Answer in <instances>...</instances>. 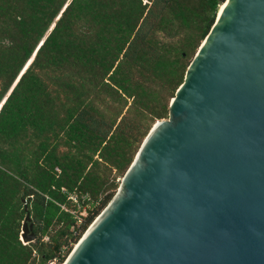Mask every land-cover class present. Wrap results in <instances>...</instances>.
<instances>
[{
	"label": "trees",
	"instance_id": "16d2710c",
	"mask_svg": "<svg viewBox=\"0 0 264 264\" xmlns=\"http://www.w3.org/2000/svg\"><path fill=\"white\" fill-rule=\"evenodd\" d=\"M218 12V0H0V264L65 261L168 118Z\"/></svg>",
	"mask_w": 264,
	"mask_h": 264
},
{
	"label": "water",
	"instance_id": "95a60500",
	"mask_svg": "<svg viewBox=\"0 0 264 264\" xmlns=\"http://www.w3.org/2000/svg\"><path fill=\"white\" fill-rule=\"evenodd\" d=\"M218 7L168 118L63 264H264V0Z\"/></svg>",
	"mask_w": 264,
	"mask_h": 264
},
{
	"label": "rangeland",
	"instance_id": "374dc122",
	"mask_svg": "<svg viewBox=\"0 0 264 264\" xmlns=\"http://www.w3.org/2000/svg\"><path fill=\"white\" fill-rule=\"evenodd\" d=\"M122 178H123V177H122ZM122 178H119V179H118V181H119L120 183H121ZM117 190H118V189H117ZM117 190H116V192H117ZM116 192H115V193H116ZM96 207H97V206H95V205H94V206H89V205L86 206V209L83 210V211L81 212L82 214H81V216H80V218H81L80 220L82 221V218H83V217H87L89 214L94 213L95 210L97 209ZM104 209H105V208H104ZM104 209H103V210H104ZM103 210H101L100 213H101ZM100 213H99V214H100ZM96 218H97V216H96ZM96 218H95V219H96ZM95 219H94V220H95ZM85 232H86V231H85ZM85 232H84V233H85ZM84 233L82 234V236L84 235ZM82 236H81V237H82ZM79 240H80V239H79ZM79 240H78V241H79ZM78 241H77V242H78ZM77 242H76V243H73V246H72L71 251H72L73 248L76 246ZM71 251H70V252H71ZM69 254H70V253H69ZM69 254L67 255V257L69 256ZM67 257H66V258H67ZM65 260H66V259H65ZM64 262H65V261H64ZM64 262H63V263H64ZM63 263H62V264H63Z\"/></svg>",
	"mask_w": 264,
	"mask_h": 264
},
{
	"label": "built area",
	"instance_id": "2783aa9c",
	"mask_svg": "<svg viewBox=\"0 0 264 264\" xmlns=\"http://www.w3.org/2000/svg\"><path fill=\"white\" fill-rule=\"evenodd\" d=\"M69 199L70 200H73V202H75V203H78L79 204V202H78V199H77V196L74 194V193H69ZM84 199H86V197H83ZM63 208L65 209V210H68L66 207H64L63 206ZM65 252H66V250L64 249V250H62L61 251V256H63L64 254H65ZM63 263V262H62ZM62 263H60V259L59 258H55V259H53V260H50V261H48L46 264H62Z\"/></svg>",
	"mask_w": 264,
	"mask_h": 264
}]
</instances>
